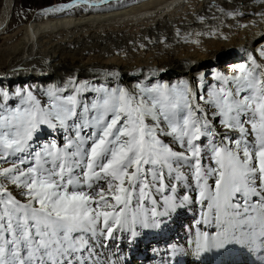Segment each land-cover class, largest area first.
Segmentation results:
<instances>
[{
  "label": "snow or ice",
  "instance_id": "obj_1",
  "mask_svg": "<svg viewBox=\"0 0 264 264\" xmlns=\"http://www.w3.org/2000/svg\"><path fill=\"white\" fill-rule=\"evenodd\" d=\"M81 2L88 0L43 11L66 12ZM232 2L209 0L195 20H264V9L227 8ZM223 26L199 32L177 27L174 35L185 43L199 44L202 36L227 40ZM159 42L167 44V37ZM242 60L230 74L201 73L175 83L153 76L133 87L69 76L44 87L0 84V264H131L121 253L113 262L104 250L119 248L125 236V247L134 244L139 229L191 206L200 209L199 227L184 248L173 249L175 264L189 246L194 255L238 247L262 257L253 264H264V30ZM155 71L163 76L168 69ZM181 106L196 117L194 140L187 139V121L184 139L178 138L181 155L194 158L189 164L160 158L172 152L169 139L179 132L166 130L167 109ZM204 145L211 156L201 171ZM240 164L251 165L243 179L236 174ZM193 166L195 174L186 171Z\"/></svg>",
  "mask_w": 264,
  "mask_h": 264
},
{
  "label": "bare ground",
  "instance_id": "obj_2",
  "mask_svg": "<svg viewBox=\"0 0 264 264\" xmlns=\"http://www.w3.org/2000/svg\"><path fill=\"white\" fill-rule=\"evenodd\" d=\"M123 1L125 0H107V2L88 0L87 3L81 2L77 7L66 12L43 11L48 7L71 3L72 0L59 2L43 6L38 12L23 17L15 23V20L11 19L12 0H0V84L9 88L25 82L28 84L34 82L39 84L38 87H44L53 82L60 84L69 76H79L81 79L99 80L109 84L123 83L133 87L137 79L142 85L149 83V77L153 76L158 81L181 76L193 80L197 72L205 70L208 66L217 65L225 69L228 68V62L231 60H237L239 64L240 61L243 62L244 51L254 46L259 33L264 30V20L251 15L237 16L236 20L225 17L212 21L209 18L208 24L201 25L195 17L197 14L206 13L209 0H140L120 6L119 3ZM219 3H225V0H219ZM90 5L95 6L90 7ZM238 6L245 12L264 9V5L251 6L250 0H233L231 4L226 5L229 9L240 10ZM72 9L75 10L70 11ZM253 20L260 21L258 26H251ZM222 23L228 25L221 28L222 33L228 36L227 40L202 36L199 37L201 41L199 44L185 43L183 37L178 40L174 35L177 27L185 32H199L207 30L209 26ZM240 24H248L249 27H240ZM165 37L167 44L159 42ZM221 61L225 63L221 64ZM161 66L168 69L163 76L155 71ZM109 71L117 74L110 78L107 75ZM182 110L186 109L181 106L180 112ZM168 127L166 123L167 131L170 130ZM152 131L154 133L155 130ZM139 136L140 134L137 133L134 141L138 140ZM169 143L172 152L162 153L161 159L167 158L169 163L174 160H180L183 164L191 163L190 157L181 155V149L176 145L172 135ZM260 146L264 147V145ZM205 149L207 147L203 146L200 151L201 171L209 167L205 161L209 159L210 153L205 155ZM183 151L186 153L189 150L184 148ZM258 151L259 147L253 149V162H255V152ZM111 160L109 154L108 162ZM250 167L251 165L240 164L236 168V174L243 179V172ZM191 169L195 167L186 171L192 174L194 170ZM189 191H191L190 187ZM199 211L196 206H191L179 215L174 213L163 220L164 229L168 228L167 223L176 226L177 230H172L175 234L173 238H184L187 241L189 236L192 238L191 229L199 227L195 223L196 219L200 218ZM163 221L153 228L139 229L142 233L136 241L146 239L143 247L149 248L148 241L151 236L163 237L162 233L165 235V231L162 230L161 233L160 230L163 228ZM169 235L167 234L166 237ZM125 240L126 236L120 241L119 248L112 245V249L104 250L113 262L117 260L114 253H121L130 260L131 252L141 245L138 243L130 245L125 252ZM159 241L150 244L153 259L161 261L165 256L170 260V264H175L177 257L172 253L179 244L170 241L168 244H171L163 248L168 244ZM189 250L192 252V249ZM138 251L135 252L136 255ZM191 252L179 256L180 264H188V261H194L195 264L198 263L197 259L200 261L204 259L205 263L210 262L207 253L194 255L190 254ZM141 254L139 258L144 261L145 255L143 252ZM136 259L133 263L138 262Z\"/></svg>",
  "mask_w": 264,
  "mask_h": 264
},
{
  "label": "rangeland",
  "instance_id": "obj_3",
  "mask_svg": "<svg viewBox=\"0 0 264 264\" xmlns=\"http://www.w3.org/2000/svg\"><path fill=\"white\" fill-rule=\"evenodd\" d=\"M66 1H70V0H12L11 19H14L15 20V23H17L23 17H26V16L29 17L33 13L38 12L39 10H41V8L43 6L53 5L55 3L66 2ZM137 1H140V0H125V1H123L121 3H119V4H120V6H124L123 4H125V5L126 4H132V3H135ZM112 6H116V5L112 4ZM73 10H75V9H72L70 11H73ZM222 63H225V62L221 61V64ZM240 63H242V62L240 61ZM228 64H229L228 65V68H225V69H224V67L222 69V67L220 68L217 65L208 66L205 70L197 72L196 76L200 75L201 73H229L230 74L231 72H233L235 70V68H237L239 66V63H238L237 60H233V61L231 60V61L228 62ZM181 79L188 80L185 77L181 76V77H174L171 80L164 79L163 81H168V82L175 83V82H177V81H179ZM206 80L207 81H211L212 80V76L211 75L207 76L206 77ZM20 85H15V86H12L11 88H16V87H19ZM31 85L38 87L39 84L38 83L31 82ZM142 85H146V84H142ZM167 111H168L169 115L171 116V119L166 122L167 125L169 126L168 127L170 129L169 131H171V128L172 127H176V128L179 129V132L178 133H172L171 134L174 137V140L176 142V145L179 147V140H178V138L179 139H184L183 133L185 131L186 121H187V139L194 140L195 136L198 134L195 131V127L193 126V120L196 119V117H194L192 114H190L187 110H185V111L182 110L180 112V107L179 108H175V109L169 107L167 109ZM181 113H183L184 115L181 116ZM258 127H259V125H258ZM41 142H43V140H41ZM261 145H264V143H262ZM204 146L207 147V148H209V145H204ZM193 147H194V145H193ZM186 149H188V148L186 147ZM209 153L211 154V151L210 150H209ZM210 154H209V156H211ZM192 159H194V158H191V161H192ZM191 170L192 171L194 170V173H192V174H195L196 169H191ZM181 225H179V226H181ZM167 226H168V228L165 230L164 229L165 225H164V221H163V228H160V230H161V233H162V230H164L165 231V235L162 233L163 237L162 236H157V235H155V237L154 236H151L149 238V241H148L149 248L148 247H146V248L143 247V244L145 243L146 239L144 241L142 239H140V240H138V241L135 242V243H138V244H141V245H140L139 248H136V249H134L131 252V257H130L131 264H147V263H153V264H170V260H168L165 256L162 258L161 261H157L158 259L154 260L153 259L154 255L151 253V249H150L151 248V245L150 244L153 243L156 240H158V241L160 240L159 242L165 241V242H162V244H168V242L173 241L172 243H176V244L178 243L179 246L181 248H183V247H185V245L188 242H190L191 238L189 236V238L187 239V241L184 238H182V239L173 238L175 236V234L172 233V230H174V229L177 230V227L176 226H172L171 224H168V223H167ZM186 229H189V228L186 227ZM167 234H170V235L166 237ZM189 235H191V234H189ZM180 236H182V233L180 234ZM164 237H166V238H164ZM170 238H172V239H170ZM181 241H183L184 243L182 244ZM170 244H168L167 246H165L163 248H167ZM112 248H113V246L110 245L107 249H112ZM129 248H130V245L128 247H125L124 248V251L125 252L128 251ZM160 248H161V246H160ZM189 249H192L191 246H189V248L186 249L187 251H185V253L191 252ZM136 251H138V255L135 254ZM141 252H143L144 255H145L144 261H142V259L139 258L140 256H142ZM148 256H149V259H148ZM134 259H136V261H138V262L137 263H133L134 262ZM165 259H166V261H165ZM197 261L198 262H203L204 259H202V261H200L199 259H197ZM188 264H194V261L193 262H189L188 261Z\"/></svg>",
  "mask_w": 264,
  "mask_h": 264
}]
</instances>
